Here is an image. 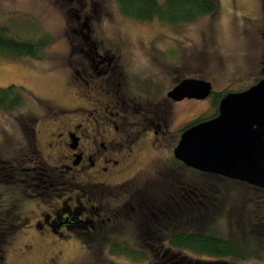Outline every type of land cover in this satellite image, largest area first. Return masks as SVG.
<instances>
[{
    "label": "rangeland",
    "instance_id": "obj_1",
    "mask_svg": "<svg viewBox=\"0 0 264 264\" xmlns=\"http://www.w3.org/2000/svg\"><path fill=\"white\" fill-rule=\"evenodd\" d=\"M91 1L98 6L99 0ZM99 2V12L79 11V16L90 19L92 38L102 47L109 41L114 51L125 60V70L135 82L133 84L144 89L156 84L161 76L160 70H169L164 64L167 61L168 65L172 62L170 70L174 74L182 73L185 78L192 79L203 77L204 81L213 82L214 90H220L232 81L242 80L246 76V68L260 50L258 44L261 39L257 36L260 0H214L216 11L212 15L194 24L175 25L156 19L151 22L126 19L120 15L114 0ZM72 8L77 9L76 4ZM74 21L73 13L59 0H0V26L8 28L12 37L34 40L48 36L51 39V44L42 52L41 61L26 57L13 60L0 57V88L15 86L25 90L21 107L9 113L0 112V161L7 163L17 158L19 161L23 157L25 143L17 120L22 123L23 118L30 116L32 119L36 117L34 131L40 135L39 151L44 162L54 165L55 160H60L62 166L67 165V154L61 141L56 142L58 139L54 136V144L60 145L56 149H45L43 142L48 141L47 133L64 134L65 128L67 130L74 120L84 119L85 109L73 112L87 104L78 100L72 89V69L81 60L71 45L75 38L72 31L75 29ZM79 95L85 97L84 92ZM207 106L206 102H186L185 110L175 119L173 129L178 123L201 115ZM45 109L49 111L41 118ZM163 159L167 162L162 163ZM1 167L6 166L0 163V170ZM125 167L117 174L108 173L99 179L92 178L88 172L81 174L84 179L76 178L69 184L73 187L69 207L74 206L75 196L81 200V204L76 206L78 211L85 208L83 201L89 193L96 197L101 195L103 190L93 185L96 182L112 185L110 189L124 182H130L137 188H145L143 183H149L146 189L141 190V197L159 202L166 194L164 187L158 184L162 180L158 172L173 170L193 193L200 196V204L182 215L177 213L172 227L199 231L240 244L244 241L251 255L249 260L238 261L189 254L187 258L191 259V264H264V191L193 175L185 168H179L163 153L150 150L136 154ZM17 186L0 178V217L4 225L11 224L17 229L11 233L14 234L13 240L6 244L4 264H45L54 255L59 259L53 264H133L111 256L106 246L111 242L137 246V241H140L137 216L140 197L131 198V204L127 205L128 197H123L117 190L106 189L108 192L102 194L104 201L98 218L105 225L97 232L79 237L69 231L62 232L59 237L46 233L45 227L41 236L37 222L47 207L37 200H30L31 193L24 186ZM62 201L63 198L55 207ZM150 258L144 264H158L151 255Z\"/></svg>",
    "mask_w": 264,
    "mask_h": 264
},
{
    "label": "flooded vegetation",
    "instance_id": "obj_2",
    "mask_svg": "<svg viewBox=\"0 0 264 264\" xmlns=\"http://www.w3.org/2000/svg\"><path fill=\"white\" fill-rule=\"evenodd\" d=\"M59 1L69 8L75 18V29L72 30L75 38L71 45L73 51L80 55L81 60L77 62L75 69H72L71 82H73L74 95L78 97V100L87 104L86 107L77 108L73 112L85 109L84 119L74 120L67 130L65 128L64 134L47 133L48 141L43 142L45 149H56L60 145L54 144V136L58 139L56 142L61 141L64 152L67 154L65 157L67 165L62 166L60 160H55L54 165H47L44 162L39 151L40 135L39 132L34 131V125L37 122L34 118L36 117L32 119L30 116L26 119L23 118L24 122L22 123L17 120L18 129L25 143L24 154L21 150L23 157L19 161L18 158L7 163L0 161L1 165L6 166L5 168L1 167L0 170L2 180L6 179L11 185H19L17 188L24 186L31 193L30 200H37L47 207L37 222L39 235H43L42 231L47 227L46 233L60 237L62 232H69L81 224L88 227L87 236L97 232L105 225L103 221H98L102 210L100 206L104 201L102 194L108 192L106 189H110L112 185L106 186L95 181L94 187L103 190V193L98 197L90 195L91 193L87 196L80 191L87 196L83 201L85 208L76 212V206L81 204V200L75 196L72 202L74 206L69 207L68 202L72 199L70 194L73 193V187L69 184L76 178L84 179L81 174L83 175L85 172H88L89 176L94 179L105 177L108 173L115 172L117 174V171L126 168L125 166L136 154L148 150L163 153L179 168H185L193 175L229 181L187 168L174 158V150L184 132L219 116L220 104L227 95L244 93L264 81V0H260L258 16L257 36L261 39L258 44L259 53L246 68V76L242 80L232 81L217 91L214 90L213 82L204 81L203 77L202 79H192L185 78L182 73L174 74L172 69L170 70L172 62L168 65L167 61L164 64L165 67H169V70L159 71L161 76L152 88L144 89L138 84L134 85L135 82L126 73L125 60L114 51L109 41L105 47L97 43L92 38L93 29L90 19L78 14L79 11L87 10L99 12L101 10L100 0L97 2L98 6L91 0ZM74 4L77 9L72 8ZM69 77L71 79V75ZM190 79L210 84V94L207 98L204 100L188 98L175 100L170 97L169 94L175 88L183 81ZM80 92H84L87 99L81 97ZM98 96L101 97L100 100L97 99ZM186 102H206L207 110L191 121L178 123L173 129L175 119L185 110ZM48 111L49 109H45L41 118H44ZM165 160L168 159L165 158ZM161 162L167 161L163 159ZM158 175L162 179L158 184L164 187L166 194L165 198L159 202L145 200L141 197V190L146 189L149 183H143L145 188L142 186L137 188L130 182H124L110 189L117 190L125 198L128 197L125 203L127 205L131 204V198L137 197L138 199L140 197L137 211L140 241H137V246L130 248L146 254L163 255L165 262H158V264H191V259L187 258L184 253L174 251L167 243L168 238L172 237L174 232L185 234L194 232L177 230L172 227V223L173 219H176L177 213L182 215L184 212L192 211L198 207L200 196L193 193L188 184L184 183L183 178H180L173 170H161ZM249 188L252 189V187ZM61 198L63 201L59 203L58 207H55ZM73 212L77 219L75 224L69 218L71 214H74ZM3 221L0 217V244L3 246V249H0V264H4L5 261L6 244L9 245L14 238L12 237L14 234L11 233L17 230L11 224L4 225ZM9 234L10 237H8ZM111 243L120 244L119 242ZM109 244L106 246L108 252ZM23 249L26 250L25 246ZM25 254L20 253V255ZM173 254L177 256L173 257ZM58 259L59 256L54 255L45 264H53L55 261L58 262Z\"/></svg>",
    "mask_w": 264,
    "mask_h": 264
},
{
    "label": "water",
    "instance_id": "obj_3",
    "mask_svg": "<svg viewBox=\"0 0 264 264\" xmlns=\"http://www.w3.org/2000/svg\"><path fill=\"white\" fill-rule=\"evenodd\" d=\"M210 84L185 80L169 95L204 100ZM174 158L187 168L264 190V81L227 95L219 116L184 132Z\"/></svg>",
    "mask_w": 264,
    "mask_h": 264
},
{
    "label": "trees",
    "instance_id": "obj_4",
    "mask_svg": "<svg viewBox=\"0 0 264 264\" xmlns=\"http://www.w3.org/2000/svg\"><path fill=\"white\" fill-rule=\"evenodd\" d=\"M114 2L120 15L126 19L138 22H151L156 19L169 25L194 24L199 19L212 15L216 11L214 0H163V2L158 0H114ZM50 44L51 39L48 36H42L34 40H18L10 35L8 28L0 26V57L4 59L13 60L26 57L41 61L42 52ZM24 95L25 90L20 87L0 88V112L9 113L21 107ZM75 217V213L69 216L73 224L77 223ZM70 231L78 234L79 237L87 236V233H89L88 227L83 226V224ZM167 244L174 251L184 253L185 256L190 254L209 259H233L238 261H246L251 257L248 245L244 241L240 244L230 239H219L205 235L199 231L187 234L174 232L172 237L168 238ZM2 247L0 244V249H3ZM109 247L111 256L128 260L133 264L149 262L151 260L150 255L160 263L165 262L163 255H157L156 253L138 252L133 248L121 246L117 243H110ZM172 256L177 255L173 254Z\"/></svg>",
    "mask_w": 264,
    "mask_h": 264
}]
</instances>
